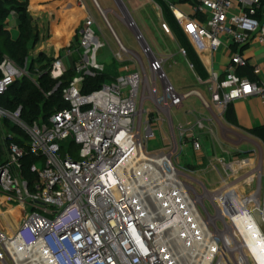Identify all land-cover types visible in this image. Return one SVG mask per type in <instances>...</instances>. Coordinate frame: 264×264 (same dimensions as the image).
Instances as JSON below:
<instances>
[{"label": "built area", "instance_id": "built-area-1", "mask_svg": "<svg viewBox=\"0 0 264 264\" xmlns=\"http://www.w3.org/2000/svg\"><path fill=\"white\" fill-rule=\"evenodd\" d=\"M92 1L115 42L113 62L123 72L82 93L85 78L105 70L97 56L106 40L85 2L76 0V7L85 12L77 38L52 58L48 68L54 80L72 75L61 88L68 106L32 124L20 118L21 107L15 112L0 108L1 119L27 134L24 144L5 145L0 204L21 208L23 216L11 232L0 224V260L7 264H264V233L253 216L258 210L264 220V154L247 151L214 157L224 172L214 165L212 169L230 181L213 190L199 182L202 187L197 190L188 181L192 172L178 164L186 144L199 160L206 157L195 132L202 123L174 126L170 115L172 108L192 96L205 107L214 104L222 113L237 100L257 96L264 101V80L237 75L236 67L248 62L235 52L223 79L210 73L209 102L195 88L176 91L163 71L164 59L153 55L133 20L124 18L147 59L149 76L142 57L122 44L105 10ZM190 4L191 14L175 4L169 7L196 54L215 53L223 44L264 42L261 0H190ZM180 53L186 55L183 48ZM124 62L129 65L123 66ZM252 71L255 76L264 73V65H254ZM0 74L1 94L28 71L4 57ZM140 88L142 104L150 100L154 105L151 112L138 105ZM158 121L171 126L168 145L149 152L147 142L155 138ZM67 144L69 151L64 148ZM26 152L37 157L30 167L36 175L32 183L22 170ZM231 183L242 185L241 190Z\"/></svg>", "mask_w": 264, "mask_h": 264}, {"label": "crops", "instance_id": "crops-1", "mask_svg": "<svg viewBox=\"0 0 264 264\" xmlns=\"http://www.w3.org/2000/svg\"><path fill=\"white\" fill-rule=\"evenodd\" d=\"M17 1H26L28 12L30 13L32 19V24L38 30V41L31 49V54L33 53L32 55L44 53L48 57L53 58L60 52L62 53L63 48L71 44L77 38L78 31L85 17V12L76 7V0ZM83 1L85 2L89 12L94 17V20L99 26L101 32L104 30L106 33L107 31L109 34L108 39H110L111 41L113 37L106 25L104 26V24L102 23V17H97V15L94 16L93 14L95 12L93 1ZM95 1L99 5L98 0ZM114 2L118 7L120 13H115L112 10L106 9L105 16L108 22V11H111L125 27L127 26L125 24L124 18L133 20L137 30L141 33L132 14L127 9V5L134 4V0H116ZM143 2L144 4H146V7L148 9H150L152 12H154V14H156L157 17H160L163 20V24L161 25L163 36H165L168 41L171 42V44H174V46L172 47L165 46L161 49L157 47L154 50L150 49L151 52L153 53V55L163 58V64L167 63L169 60H174L175 58L183 59L187 71L190 73V77L189 79H187L186 83L184 85H181L179 88H187L182 91L195 88L199 90V92L202 94V97L209 102L210 93L207 89L208 78L206 80H202L194 70L193 66L190 65L191 63L189 62L187 56L180 53V49H182V47L178 42L176 36L172 32L171 28L165 21L158 4L154 0H143ZM175 2V5H177V7L182 12L191 14V4L189 0H176ZM261 3L262 11H264V0H261ZM109 24L111 26L110 22ZM6 28L10 31L12 37L17 36L16 15L14 12L10 13L7 19ZM111 28L114 32L112 26ZM145 32L147 33V36L152 39L151 30L147 28L145 29ZM114 34L116 35L115 32ZM144 42L146 43L145 40ZM235 52L241 54L248 61V64L252 68L257 64L264 65V42L259 43L257 41H252L243 46H237L235 44H223L222 47L215 53H203L201 55L197 54V56L201 61L204 69L206 70L208 77L211 72H216L219 74L220 79H223L225 77V65L227 64L229 56L230 54ZM143 61L147 69L148 66L146 57L145 59H143ZM101 62L107 63L108 68L112 69L107 70L113 72L108 74L104 70L108 79H112L113 77L123 72L122 69H119L114 65L110 53L108 54L107 60L105 59V61ZM255 78L264 80V73L260 72L257 74V76H255L253 73L252 79ZM160 91L161 90H158V94L160 93ZM141 94L142 88L139 97V106H143ZM145 101L146 100H144V102ZM184 106L186 107V109L182 114V119L178 120L177 122L172 121L173 125L177 126L178 124H188L193 126L198 120H200L202 123V127L200 128L198 126H195V132L200 136L206 156L203 160H199L193 152L195 161L188 164L187 166L197 167L203 165L205 163V159H207L209 163L211 158L208 154L210 152L216 153V151H220V156L230 157L231 155H236L240 152H247L252 150V148H248L246 150L242 149V145L251 143L257 147L259 146V143H264L251 133L252 128L259 125H264V101H262L257 96H251L231 103L225 113H222L212 103H210L209 107L203 106L201 100L196 96L185 99L181 106L175 107L174 109L178 111L184 108ZM152 110L153 109H148L149 112H151ZM163 123L167 125V128H171L170 124L163 121L156 122L154 124V128H159V130H161V128H165L163 127ZM209 149H211V151H209ZM218 156L219 155H216L215 157ZM22 216L23 210L21 208L10 207L5 203L0 204V224L6 232L13 231L17 227Z\"/></svg>", "mask_w": 264, "mask_h": 264}, {"label": "trees", "instance_id": "trees-1", "mask_svg": "<svg viewBox=\"0 0 264 264\" xmlns=\"http://www.w3.org/2000/svg\"><path fill=\"white\" fill-rule=\"evenodd\" d=\"M154 1L160 7L165 21L176 36L181 47L185 50L186 56L194 70L202 80H206L208 78L206 70L170 10V4H175L176 0ZM11 12H14L16 15V37H12L10 31L6 28L7 19ZM37 41L38 30L32 24L26 1L0 0V63L4 57H7L16 66L26 68L28 71V76L25 75L17 78L0 94V108L8 112H15L21 107L20 118L26 124L46 120L56 110L68 106V103L61 96V88L72 77L70 73H66L60 80H54L50 77L48 68L53 59L44 53L31 54V49ZM236 73L239 76H246L252 79V67L249 64L237 66ZM29 75H32L35 79ZM106 80H108V77L105 72L99 73L95 77L85 78L82 93L87 94L98 89ZM58 83H60V86L54 90ZM251 133L264 142V125L252 128ZM26 140L27 134L21 127L12 123L7 118H0V165L5 161V145L8 143L22 145ZM36 160V156L26 152L22 161L23 174L29 183L35 180V172L30 167Z\"/></svg>", "mask_w": 264, "mask_h": 264}, {"label": "rangeland", "instance_id": "rangeland-1", "mask_svg": "<svg viewBox=\"0 0 264 264\" xmlns=\"http://www.w3.org/2000/svg\"><path fill=\"white\" fill-rule=\"evenodd\" d=\"M98 2H99V5L101 6V8L103 10L109 9L115 13H120L118 7L116 6V4L113 0H98ZM127 9L132 14V16H133V18L137 24V27L141 31V33L144 37V40L146 41V43L148 44V46L150 47L151 50H154L156 47L161 49V48H164L165 46H168V47L174 46V44H171V42L168 41V39L165 36H163L162 30H161V25L163 24V20L160 17H157L156 14H154V12H152L150 9H148L146 7V4H144L143 0H134V4L127 5ZM113 12L108 11V19H109V22L111 23V26L114 29V32L116 33L117 37L119 38V40L122 42V44L126 48L136 52L143 59H145V56L142 53V49H141L138 41L136 40L133 32L130 29H128V27H125L115 17ZM93 14H94V16L97 15V17L98 16L101 17V15L99 14V12L97 11L96 8H95V12ZM102 23L104 24L103 20H102ZM104 26H105V24H104ZM147 28L151 30L152 39H150L149 36H147V33L145 32V29H147ZM103 29H104V27H103ZM101 33H102L103 38L106 40V43H105V46L103 48H101L100 51L98 52L97 60L104 65V68H105V71L107 74L113 73L112 71H107V70H112V69L108 68L107 63H103L101 61H105V59L107 60L109 53H110L111 58H112L111 50L112 51L116 50L115 42H114L113 38L111 39V41L113 40L112 42L110 41V39H108L109 34L107 31L105 33V31L103 30ZM221 47L222 46H220L218 48V50ZM112 61H113V59H112ZM114 65L116 67L120 66V65H117L116 63ZM122 65L128 66L129 63L124 62ZM163 71H164L168 81L172 84V86L174 87V89L176 91L182 92V90L187 89V88H179L181 85H184L186 83L187 79H189V77H190V73L187 71V68L185 66L183 59L175 58L174 60H169L167 63L163 64ZM146 72L149 76V71L147 69H146ZM106 82L109 83V80ZM158 85H159V83H158ZM140 93H141V88L139 90V95H138V99H137L138 103H139ZM143 108L146 111H148V109H154V105L152 104L151 101L146 100L143 103ZM185 109H186L185 106H184V108H182L181 110H178V111H176L174 108H172L171 115H172V119L174 122H177L178 120L182 119V114L185 111ZM163 127H165V128H161V130L155 131V138H151L148 140L147 147H146L147 151L157 152V151L164 150L167 147V145H168V142H167L168 128H167V125L165 123H163ZM64 148L66 151H69L70 145L67 144L64 146ZM241 148L245 149V150L248 148H252V150H250L251 152H255L258 155L264 154V143H259V146H257V147L254 144L248 143V144L242 145ZM209 151H211V149H209ZM237 152H240V151H237ZM208 155H210V158H211L209 163H208V160L205 159L204 160L205 163L203 165H200L197 167L187 166L188 164L193 163L195 161V157L193 155L191 145L186 144V145H184L183 152L179 158L178 167L179 168H186L187 170L192 172V174L190 175L191 178H189L188 181L197 190H200L199 186L202 187V185H200L199 182H202L205 185L206 189L213 190L216 188H220L222 185H226V183L230 181V178H226L223 175L221 176V174L219 172H218V175H220V176H218L216 174V171H214L211 167V165H214V166L218 167L220 169V171L224 172L223 166L220 167L219 163L216 161V159H214V157L216 155H219L217 157V158H219L221 155V152L220 151H216V153L210 152ZM226 159H228V158H226ZM230 186H232V187L234 186V188H237V189L239 188V190H241V187H242V185H241V187H237L234 184H232ZM262 190H264V181H262V183H261V191ZM247 191H248L247 188H244V192H247ZM206 204H207L209 210L212 212V208L210 207V204L208 202H206ZM0 264H7V261L2 262L0 260Z\"/></svg>", "mask_w": 264, "mask_h": 264}, {"label": "water", "instance_id": "water-1", "mask_svg": "<svg viewBox=\"0 0 264 264\" xmlns=\"http://www.w3.org/2000/svg\"><path fill=\"white\" fill-rule=\"evenodd\" d=\"M0 170H1V165H0ZM253 216L258 223L262 233H264V220H262L261 214L258 210L253 211Z\"/></svg>", "mask_w": 264, "mask_h": 264}, {"label": "bare ground", "instance_id": "bare-ground-1", "mask_svg": "<svg viewBox=\"0 0 264 264\" xmlns=\"http://www.w3.org/2000/svg\"><path fill=\"white\" fill-rule=\"evenodd\" d=\"M256 249H257V252L260 254V247H258L257 245H256Z\"/></svg>", "mask_w": 264, "mask_h": 264}]
</instances>
